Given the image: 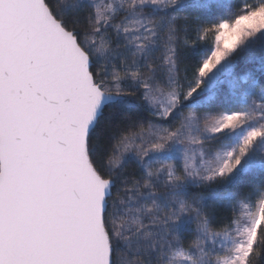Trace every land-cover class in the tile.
Returning <instances> with one entry per match:
<instances>
[{
  "label": "snow or ice",
  "instance_id": "obj_1",
  "mask_svg": "<svg viewBox=\"0 0 264 264\" xmlns=\"http://www.w3.org/2000/svg\"><path fill=\"white\" fill-rule=\"evenodd\" d=\"M253 257L264 0H0V264Z\"/></svg>",
  "mask_w": 264,
  "mask_h": 264
},
{
  "label": "trees",
  "instance_id": "obj_2",
  "mask_svg": "<svg viewBox=\"0 0 264 264\" xmlns=\"http://www.w3.org/2000/svg\"><path fill=\"white\" fill-rule=\"evenodd\" d=\"M206 54H210V53H206ZM189 74H191V72ZM253 264H264V261L259 260L258 257H253Z\"/></svg>",
  "mask_w": 264,
  "mask_h": 264
}]
</instances>
